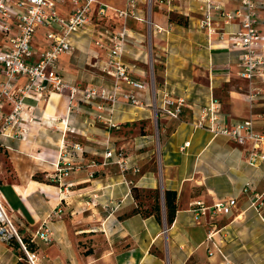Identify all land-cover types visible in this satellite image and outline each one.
I'll list each match as a JSON object with an SVG mask.
<instances>
[{"label": "crops", "instance_id": "obj_1", "mask_svg": "<svg viewBox=\"0 0 264 264\" xmlns=\"http://www.w3.org/2000/svg\"><path fill=\"white\" fill-rule=\"evenodd\" d=\"M211 1L225 13L243 10L240 0ZM103 2L124 7V0ZM201 6L194 0H173L168 7L154 0L149 29L144 22L148 10L141 2L137 11L141 21L131 18L127 22L124 60L136 65L133 75L149 81L152 73L160 94L166 91L187 103L179 120L159 117V173L149 166L155 139L150 108L119 102L109 113L94 104L71 103L67 92L55 93L28 111L29 117H37L36 122L24 123L26 139L0 135L3 198L23 236L34 246L37 264H223L225 260L264 264V162L252 167L247 163L249 145L239 146L191 126L199 109L215 99L226 124L250 119L255 131L264 134V85L256 83L261 96L248 104L247 82L237 76L240 50L229 39L240 29L238 19L226 21L220 10H212L216 32L208 35L198 25ZM55 8L67 17L71 6L64 1ZM173 15L184 22L171 21ZM104 23L114 26L116 19L110 16ZM95 32L89 26L72 35V51L59 57L58 72L70 86L108 88L112 83L113 75L103 71L105 52L91 43ZM43 35L44 29L39 28L33 38L37 50L46 47ZM143 98L149 103V93ZM75 107L79 110L74 111ZM97 116L117 123L118 132H111ZM79 139L88 145L100 139H121L125 163L139 172H122L112 161L101 165L103 153L113 149L108 145L104 152H97L84 143L83 152H74L71 145ZM61 157L70 159L72 170L56 183L50 177ZM160 186L177 194L170 226L153 215L121 218L137 205L132 187L152 190ZM93 193L99 198L91 205ZM256 197L260 200L252 207ZM230 198L235 199V207L228 215L196 220L191 212L196 203L209 206ZM58 208L60 217L51 216ZM45 228L49 242L38 237L31 240ZM19 252V247L0 242V264H16Z\"/></svg>", "mask_w": 264, "mask_h": 264}, {"label": "built area", "instance_id": "obj_2", "mask_svg": "<svg viewBox=\"0 0 264 264\" xmlns=\"http://www.w3.org/2000/svg\"><path fill=\"white\" fill-rule=\"evenodd\" d=\"M68 1L71 9L67 17H62L56 11L55 5ZM154 0H124V7L117 9L108 6L103 0H0V135L15 136L25 139L28 128L24 123L34 119L29 117L28 111L34 108L50 94L68 93L69 101L77 100L82 104H94L99 111L112 108L123 102L135 108H150L154 115V122L158 126L159 117L179 120L187 108L184 98L173 97L170 93H159L154 84L152 73L149 81L139 79L133 75L135 64L124 60L126 43L129 38L127 22L129 19L141 21L137 15L141 2L148 10L145 24L150 29V9ZM173 0H160V3L171 5ZM202 4L200 11L202 19L198 21L199 28L205 29L207 34H213L212 10H220L221 18L229 21L236 18L239 31L230 35L232 41L240 50L237 66V76L247 82L246 101L252 104L262 93L256 83L264 85V0H240L243 8L238 12H227L211 0H194ZM116 19V25L104 23L107 17ZM143 21V20H142ZM93 26L96 30L91 39L94 47L105 52L107 59L103 71L110 72L113 80L108 88L77 87L66 83L58 72V60L62 54L70 53L73 49L70 42L72 35L82 32L86 27ZM39 28L44 29L46 47L37 50L33 45V38ZM161 32V29H158ZM222 38V35H220ZM149 93L150 101L146 103L144 94ZM160 94V95H158ZM31 100L33 104H28ZM97 118L108 126L116 125L110 119L101 116ZM194 130L203 129L213 137L222 136L239 146L249 145L248 165L258 166L264 162V134L257 133L253 121L243 120L226 124L219 110V102L211 99L202 106L191 122ZM189 143H185V146ZM72 150L77 152L81 148L74 144ZM101 165H108L111 161L122 172L131 170L133 174L139 172L137 167H129L124 161L121 149H110L103 153ZM56 164V171L50 177L54 182H61L71 171V162L67 157H61ZM110 161V162H109ZM94 167V163H92ZM92 177V175H90ZM99 195L92 194L89 204L93 205ZM251 203L255 207L257 201ZM262 205V204H260ZM235 207V199L215 202L212 205L196 203L191 209L196 220H214L219 216L228 215ZM103 208H109L103 204ZM116 207H111L114 211ZM61 215V208L56 209L51 216ZM36 237L45 243L49 242V232L36 231L31 240ZM0 242L11 245L17 243L24 253L28 264H37L38 255L26 249L18 232L16 222L9 213L2 194V169L0 166ZM223 264H230L227 260Z\"/></svg>", "mask_w": 264, "mask_h": 264}, {"label": "trees", "instance_id": "obj_3", "mask_svg": "<svg viewBox=\"0 0 264 264\" xmlns=\"http://www.w3.org/2000/svg\"><path fill=\"white\" fill-rule=\"evenodd\" d=\"M177 16V15H176ZM179 17V16H178ZM182 18V17H179ZM171 21H175L177 23H182L179 21L174 20L172 17H170ZM37 179V177H35ZM40 180V179H38ZM131 196L132 198L137 201L138 199V193L139 192H146V193H150L152 198H153V205L151 206V210L146 212V211H142L140 208L139 203H137L136 207L129 213L126 215H123L121 218L124 217H128L130 215H134V214H140L141 216L147 217L149 215H153L158 221L162 220V216H161V198H162V204L164 207V211H165V223L167 226H170L173 221H174V217H175V212H176V192L175 191H170V190H164L162 191V194L160 193L159 189H138V188H134L132 187L131 190ZM17 225V224H16ZM18 227V232L21 235L22 238V242L25 244L26 249L29 251L34 252V246L32 245V243L30 242V239L27 238L26 236H23L22 231L20 229V227L17 225ZM11 246H13L14 249H16L18 246L17 243H12ZM19 254V261L16 264H28L26 261V257L24 255V253L21 251L18 253Z\"/></svg>", "mask_w": 264, "mask_h": 264}, {"label": "rangeland", "instance_id": "obj_4", "mask_svg": "<svg viewBox=\"0 0 264 264\" xmlns=\"http://www.w3.org/2000/svg\"><path fill=\"white\" fill-rule=\"evenodd\" d=\"M118 1L123 3V0H118ZM171 17L174 20H176V21H179V22H182L183 21V18H179L176 15H173ZM150 50L151 49L149 48L148 49L149 59H150V55H151ZM74 109H75L74 111H78L79 110L78 107L77 108L75 107ZM36 117H37L36 115L33 117V119H34L33 121L34 122H36L35 121L36 120ZM113 123H115V122H113ZM46 125L48 127H52V124H46ZM103 125H106V124H103ZM115 125L116 126L114 128H112V127H110L108 125H106V126H108V129H110L111 132H118L119 125L117 123H115ZM155 125L156 124L154 122L153 123V128L155 129V131H154L155 139H153V147H152L153 153H152V156H151L152 158L149 160V166H150V168L152 170H154L155 172H158L159 173L160 172L159 147H158V139H156L157 138L156 129H158V128ZM120 141H121V139H100V140H95L94 142H90L91 144L88 145L85 142L84 139H79V141L77 142L76 145H78L81 148V150H78L77 152L78 153L83 152L84 147L81 144H84V143H86L85 146H89L92 150L97 151V152L98 151L104 152L105 149H106V147H107V145L109 147H112L114 150L115 149H117V150L121 149L122 151H124V148H123V146H121ZM106 143H108V144H106ZM73 145H71V149H72V146ZM37 179H41V178L40 177H37ZM159 191L162 194V186H160ZM137 195H138V199L135 202L136 203H139L141 210L142 211H146V212L150 211L151 210V206L153 205V198H152L151 194L150 193H146V192H139ZM161 216H162L163 222H165V211H164V207H163V204H162V198H161ZM16 224L19 226V224L17 223V221H16ZM164 226H166V224Z\"/></svg>", "mask_w": 264, "mask_h": 264}]
</instances>
